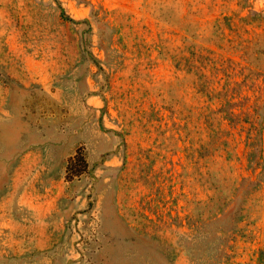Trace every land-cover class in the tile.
<instances>
[{"label": "rangeland", "instance_id": "obj_1", "mask_svg": "<svg viewBox=\"0 0 264 264\" xmlns=\"http://www.w3.org/2000/svg\"><path fill=\"white\" fill-rule=\"evenodd\" d=\"M0 264H264V0H0Z\"/></svg>", "mask_w": 264, "mask_h": 264}]
</instances>
